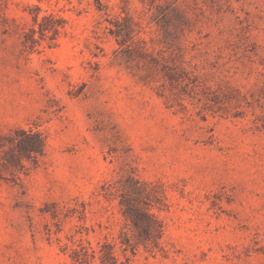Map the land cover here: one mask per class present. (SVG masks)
I'll use <instances>...</instances> for the list:
<instances>
[{"label": "rangeland", "instance_id": "rangeland-1", "mask_svg": "<svg viewBox=\"0 0 264 264\" xmlns=\"http://www.w3.org/2000/svg\"><path fill=\"white\" fill-rule=\"evenodd\" d=\"M103 241L264 264V0H0V264Z\"/></svg>", "mask_w": 264, "mask_h": 264}, {"label": "trees", "instance_id": "trees-1", "mask_svg": "<svg viewBox=\"0 0 264 264\" xmlns=\"http://www.w3.org/2000/svg\"><path fill=\"white\" fill-rule=\"evenodd\" d=\"M20 132L22 137H13L16 143H23L22 150L25 152L26 157L34 159L38 155H42L43 153V138L40 136L38 132L28 130H16V132ZM141 217L145 220V225L141 227L143 233L150 234L152 232H159L160 226L156 218L147 212H141ZM131 224L134 228H139V223L135 219H130ZM122 251L125 253L127 250H130L134 253V243L130 241V238L124 233L123 239L120 241ZM147 245V244H146ZM97 257L100 261V264H115L117 261L116 257L112 251V245L103 241L100 242L96 247L91 244L84 245L80 243L78 248L71 249V259L74 263L83 264L86 262L89 264L90 258L93 259ZM128 259L127 257H125Z\"/></svg>", "mask_w": 264, "mask_h": 264}]
</instances>
